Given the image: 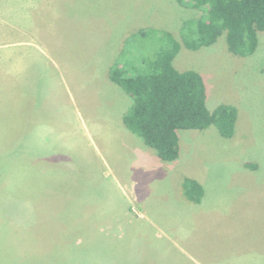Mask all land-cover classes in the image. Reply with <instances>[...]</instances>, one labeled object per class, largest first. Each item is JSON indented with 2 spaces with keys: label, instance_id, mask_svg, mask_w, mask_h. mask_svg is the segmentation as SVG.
<instances>
[{
  "label": "rangeland",
  "instance_id": "obj_1",
  "mask_svg": "<svg viewBox=\"0 0 264 264\" xmlns=\"http://www.w3.org/2000/svg\"><path fill=\"white\" fill-rule=\"evenodd\" d=\"M200 14L175 0H0V264H264V31L244 57L224 35L181 45L175 68L199 72L207 106L237 120L229 138L178 131L174 161L125 128L130 97L106 76L131 33L179 39Z\"/></svg>",
  "mask_w": 264,
  "mask_h": 264
},
{
  "label": "trees",
  "instance_id": "obj_2",
  "mask_svg": "<svg viewBox=\"0 0 264 264\" xmlns=\"http://www.w3.org/2000/svg\"><path fill=\"white\" fill-rule=\"evenodd\" d=\"M175 1L201 10L198 17L182 22L179 39L166 30L139 29L124 38L106 69L107 78L131 100L121 118L123 125L167 162L179 156L178 131L214 126L229 138L237 120L233 105L207 106L199 72L175 68L173 60L181 45L198 50L224 35L228 51L244 57L254 53L258 32L264 31V0ZM181 188L188 202L199 203L204 196V188L194 179L184 178Z\"/></svg>",
  "mask_w": 264,
  "mask_h": 264
}]
</instances>
